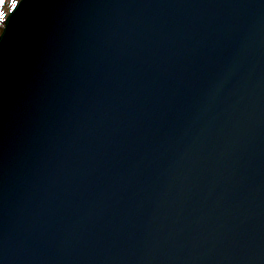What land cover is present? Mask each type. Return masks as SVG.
Segmentation results:
<instances>
[{"label":"water","instance_id":"1","mask_svg":"<svg viewBox=\"0 0 264 264\" xmlns=\"http://www.w3.org/2000/svg\"><path fill=\"white\" fill-rule=\"evenodd\" d=\"M0 264H264V0H19Z\"/></svg>","mask_w":264,"mask_h":264},{"label":"rangeland","instance_id":"2","mask_svg":"<svg viewBox=\"0 0 264 264\" xmlns=\"http://www.w3.org/2000/svg\"><path fill=\"white\" fill-rule=\"evenodd\" d=\"M19 2V0H16V4ZM15 4V6H16ZM13 6V0H2L0 2V13L3 14L2 18H0V34L4 27V21L7 17V15L14 9Z\"/></svg>","mask_w":264,"mask_h":264},{"label":"snow or ice","instance_id":"3","mask_svg":"<svg viewBox=\"0 0 264 264\" xmlns=\"http://www.w3.org/2000/svg\"><path fill=\"white\" fill-rule=\"evenodd\" d=\"M0 2H2V0H0ZM15 4H16V0H13V6L15 7ZM3 14L0 13V18H2Z\"/></svg>","mask_w":264,"mask_h":264}]
</instances>
